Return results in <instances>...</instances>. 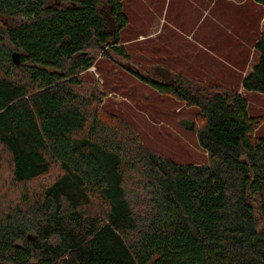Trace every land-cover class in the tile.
<instances>
[{
    "label": "trees",
    "instance_id": "obj_1",
    "mask_svg": "<svg viewBox=\"0 0 264 264\" xmlns=\"http://www.w3.org/2000/svg\"><path fill=\"white\" fill-rule=\"evenodd\" d=\"M125 1L0 0V162L21 193L0 204V264H264L262 119L242 94L141 76L199 111L208 164L183 165L105 123L80 92L92 48L127 58ZM254 51L242 88L264 95V31Z\"/></svg>",
    "mask_w": 264,
    "mask_h": 264
},
{
    "label": "rangeland",
    "instance_id": "obj_2",
    "mask_svg": "<svg viewBox=\"0 0 264 264\" xmlns=\"http://www.w3.org/2000/svg\"><path fill=\"white\" fill-rule=\"evenodd\" d=\"M212 1L217 2L214 8ZM209 6L212 14L205 20L204 9ZM124 9L129 24L121 34V45L127 58L92 48L93 66L80 74V92L87 97L95 94L94 106L105 123L131 128L146 149L175 163L208 164L197 139L199 111L172 93L154 89L141 76L164 86L187 78L239 91L248 100L250 116L262 119L255 136L264 138V95L246 93L239 87L240 76L231 75L238 72V66L251 69L258 60L249 47L264 31L261 5L254 1L241 5L227 0H126ZM190 33L195 39L188 37ZM49 178L29 183V196L42 192ZM20 195L3 156L1 206L18 204Z\"/></svg>",
    "mask_w": 264,
    "mask_h": 264
},
{
    "label": "crops",
    "instance_id": "obj_3",
    "mask_svg": "<svg viewBox=\"0 0 264 264\" xmlns=\"http://www.w3.org/2000/svg\"><path fill=\"white\" fill-rule=\"evenodd\" d=\"M227 1H229V2H238L239 4H241V5H246L247 3H250V2H252V1H254V0H242V1H235V0H227ZM248 1H250V2H248ZM216 3L217 2H215V1H212V3H211V5H213V8L215 7V5H216ZM210 5V6H211ZM210 6L209 7H207L206 9H204V15H205V20L209 17V16H211V14H212V12H211V10L209 11V8H210ZM262 20L264 21V17L262 18ZM188 37L189 38H191V39H195V35H193V33H190V34H188ZM256 42V39L254 40V41H252L251 42V45H250V49L249 50H253V52H255L254 51V43ZM240 64V63H239ZM235 65V64H234ZM237 67V66H236ZM244 66H243V64L241 65V66H238V69L236 68V71H238V72H236V74H231L232 76H236L237 74L240 76V79L239 80H237V81H239V87H240V89H243L242 88V80H243V78L244 77H246L249 73H251V71H252V68L251 69H248V67H245L244 69ZM239 76H236L237 77V79L239 78ZM232 90H235V89H232ZM239 92V91H238Z\"/></svg>",
    "mask_w": 264,
    "mask_h": 264
},
{
    "label": "water",
    "instance_id": "obj_4",
    "mask_svg": "<svg viewBox=\"0 0 264 264\" xmlns=\"http://www.w3.org/2000/svg\"><path fill=\"white\" fill-rule=\"evenodd\" d=\"M14 60H15V62L17 63V64H19L20 63V61H19V55H14ZM28 239L29 240H33V237L32 236H28Z\"/></svg>",
    "mask_w": 264,
    "mask_h": 264
}]
</instances>
